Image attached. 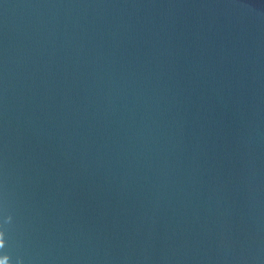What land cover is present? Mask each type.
Instances as JSON below:
<instances>
[{
	"label": "water",
	"instance_id": "water-1",
	"mask_svg": "<svg viewBox=\"0 0 264 264\" xmlns=\"http://www.w3.org/2000/svg\"><path fill=\"white\" fill-rule=\"evenodd\" d=\"M0 264H264V0H0Z\"/></svg>",
	"mask_w": 264,
	"mask_h": 264
}]
</instances>
